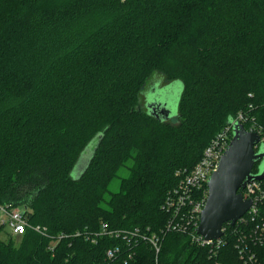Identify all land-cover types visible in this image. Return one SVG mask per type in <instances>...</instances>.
<instances>
[{
	"label": "trees",
	"instance_id": "1",
	"mask_svg": "<svg viewBox=\"0 0 264 264\" xmlns=\"http://www.w3.org/2000/svg\"><path fill=\"white\" fill-rule=\"evenodd\" d=\"M155 75L180 83L174 117L159 90L141 108ZM239 111L264 135V0H0V203L40 228L0 240V264H264V199L213 251L163 232L167 193Z\"/></svg>",
	"mask_w": 264,
	"mask_h": 264
},
{
	"label": "built area",
	"instance_id": "2",
	"mask_svg": "<svg viewBox=\"0 0 264 264\" xmlns=\"http://www.w3.org/2000/svg\"><path fill=\"white\" fill-rule=\"evenodd\" d=\"M244 120L245 116L243 113H239L228 125L223 127L204 148L200 159L193 168L187 173H184L179 178L177 185L169 190L162 205V208L169 214V218L163 227L164 233L172 231L185 234L191 241L198 245L209 246L210 251H213V248L219 247L223 242L221 237L224 233V225L221 228L222 235L219 238L210 240H205L198 234L197 227L200 213L207 197V180L212 172L217 169L220 156L231 139L230 132L233 123H241ZM248 130L256 131L260 136V142L264 143V135L261 134L260 129L251 127ZM261 181L262 180H252L238 190L244 199L251 200V206L235 223H245L247 217L244 215L246 214L251 220L254 219L258 211V203L264 199V185ZM3 227H5L12 236H20L28 228L40 232L38 226L29 224L24 212L20 208L12 207L10 204L0 203V228ZM260 229H264V225H261ZM254 232H256V230ZM92 235L121 237L122 239L128 240L129 243L133 242V240L134 242L144 240L155 249V252L159 250V242L156 235L154 233L141 232L139 228L131 230L115 229L109 227L106 223H102L101 229ZM91 241L96 242V238H92ZM235 246L241 258H244L245 261L251 260L252 254H247V250L240 242L236 243ZM117 251L118 248H115L113 250H108L106 253L107 256L111 258ZM131 254L132 253H129L127 255L125 263L131 259Z\"/></svg>",
	"mask_w": 264,
	"mask_h": 264
},
{
	"label": "water",
	"instance_id": "3",
	"mask_svg": "<svg viewBox=\"0 0 264 264\" xmlns=\"http://www.w3.org/2000/svg\"><path fill=\"white\" fill-rule=\"evenodd\" d=\"M161 93L159 90V95ZM153 102H148L149 107ZM155 104L161 117L170 116L166 102ZM231 130V139L220 156L217 169L206 183L207 197L197 227V233L205 240L219 238L223 224L233 225L249 209L251 200L244 199L238 190L246 183L264 177V143L260 142L259 134L245 129L240 122H234ZM101 137L102 133L96 135L94 148ZM258 161L259 170L252 173Z\"/></svg>",
	"mask_w": 264,
	"mask_h": 264
},
{
	"label": "rangeland",
	"instance_id": "4",
	"mask_svg": "<svg viewBox=\"0 0 264 264\" xmlns=\"http://www.w3.org/2000/svg\"><path fill=\"white\" fill-rule=\"evenodd\" d=\"M167 83L168 82H165L164 77L160 75H155L154 77L151 78V80L142 89L141 108H143V110L145 109V105L146 106L148 105V102L149 104L152 102V97H151L153 93L152 91L160 90L162 91V93L158 96L160 100L157 99L156 101L162 103V105L166 102V106L170 110L169 117H174L177 111V102H178L181 86L179 82H173V83H170L166 88H164V86ZM155 87L157 89H155ZM146 98H147V101H146ZM239 113H241V111H239L235 115V117ZM94 142H95V139L85 148V150L81 153V155H79V158H80L79 162L76 165V167L73 168L74 169L73 173L75 176L78 175V173L85 167L86 163L89 160V157L92 155L93 150H94V145H95ZM123 175H124L123 170L118 172V176H123ZM118 186H119V178L115 177L109 184V190L117 191ZM8 233L9 231L5 227L0 228V240H6L8 238Z\"/></svg>",
	"mask_w": 264,
	"mask_h": 264
},
{
	"label": "flooded vegetation",
	"instance_id": "5",
	"mask_svg": "<svg viewBox=\"0 0 264 264\" xmlns=\"http://www.w3.org/2000/svg\"><path fill=\"white\" fill-rule=\"evenodd\" d=\"M260 161H258L257 163H259Z\"/></svg>",
	"mask_w": 264,
	"mask_h": 264
}]
</instances>
